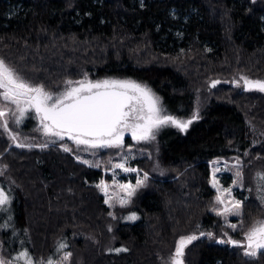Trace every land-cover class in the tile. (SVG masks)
<instances>
[{
    "label": "trees",
    "instance_id": "obj_1",
    "mask_svg": "<svg viewBox=\"0 0 264 264\" xmlns=\"http://www.w3.org/2000/svg\"><path fill=\"white\" fill-rule=\"evenodd\" d=\"M0 58L49 92L84 77L133 78L170 115L199 113L187 131L169 125L143 144L150 156L131 164L148 178L127 206L114 208L98 187L110 179L102 168L59 144L17 147L0 128L1 181L12 197L1 235L8 258L170 264L179 239L196 235L184 264H264V253L249 257L218 242L233 232L212 212L210 171L214 158L241 157L240 231L264 214V92L233 83L241 75L264 80V0H0ZM215 80L222 82L212 88ZM32 122L24 136H33ZM130 213L137 219L125 220Z\"/></svg>",
    "mask_w": 264,
    "mask_h": 264
},
{
    "label": "snow or ice",
    "instance_id": "obj_2",
    "mask_svg": "<svg viewBox=\"0 0 264 264\" xmlns=\"http://www.w3.org/2000/svg\"><path fill=\"white\" fill-rule=\"evenodd\" d=\"M246 90L257 89L264 92V81H251L241 77ZM214 82L213 86H215ZM66 88L58 94L45 90L43 85H34L25 79L16 69L9 66L4 60H0V99L15 105V111L9 109L14 123L19 124L30 110H34L39 118L43 131L47 135L58 137L63 140L67 137L77 146L87 148H119L124 143L125 133L131 134L137 141L155 140L156 132L164 125H173L181 131H187L193 121L199 119V113H193L188 120H178L167 114H162L163 109L160 97H158L146 84L133 80L104 79L92 81L87 79L78 81H66ZM237 87H240L237 84ZM9 112L0 110V128L9 131ZM12 140L17 136L9 133ZM55 143V141H53ZM17 147H34L35 145L17 143ZM47 147V144L40 145ZM64 151H71L67 146ZM83 163L88 164L85 160ZM91 166V165H90ZM99 166V165H96ZM124 171H136V169L125 167V163L115 165ZM218 171V169H217ZM239 174V173H238ZM147 174L142 180H137L136 185H121L127 193L128 199H121L120 204L124 206L130 203V197L136 190L144 186ZM259 179L264 181V175ZM216 186L215 180L213 187ZM100 187V185H98ZM105 193L107 186H103ZM231 192L230 189H225ZM107 194V193H106ZM264 199V195L261 196ZM217 201L224 204L223 198L218 195ZM10 203V196L0 189V210L2 206ZM105 203H108L106 200ZM240 201H234L232 207H225L223 211H217V215L226 212L240 214ZM129 220L137 219L135 213L128 217ZM235 229L236 225H230ZM200 235H205L201 232ZM212 237V233H207ZM225 235H227L225 233ZM199 237L190 235L181 237L177 242L175 253L170 264H184L183 256L185 248ZM244 243L229 237L227 240H219V243H229L244 248V255L256 257L258 253H264V220L254 222L244 234ZM63 247V245H61ZM126 249H117L124 251ZM66 254L64 259L70 257ZM25 259L26 264H32L27 252H22L16 258ZM0 264H9L0 258ZM48 264H52L49 260Z\"/></svg>",
    "mask_w": 264,
    "mask_h": 264
},
{
    "label": "rangeland",
    "instance_id": "obj_3",
    "mask_svg": "<svg viewBox=\"0 0 264 264\" xmlns=\"http://www.w3.org/2000/svg\"><path fill=\"white\" fill-rule=\"evenodd\" d=\"M171 15L174 18H179L180 13L173 11ZM186 18V17H185ZM0 60H2L0 58ZM241 77H245L248 80L256 81L258 79H252L248 78L244 75L240 76V79H236L233 83L235 85L239 84L240 86H244V81L241 79ZM84 78L73 80H83ZM92 81L97 80H104V79H121V80H133L141 84H146L144 82H141L139 80L133 79V78H122V77H104V78H87ZM219 83L222 81L217 80ZM215 81V82H217ZM264 81V80H260ZM214 84V81H213ZM218 84V83H215ZM147 85V84H146ZM66 84L64 89L66 88ZM149 88H151L149 85H147ZM63 89V90H64ZM62 90V91H63ZM151 90L160 97L152 88ZM47 91V90H46ZM61 92V91H60ZM53 93V92H51ZM59 92L53 93L58 94ZM161 103L162 99L160 97ZM163 106V104H162ZM9 109L12 111H15V105L11 104L10 102L3 101L0 99V110H4L6 112H9ZM164 109V107H163ZM165 110V109H164ZM162 114L170 115L166 110ZM172 116V115H171ZM178 120H188V119H181L176 116H173ZM9 122V131H7L8 135L9 133L16 135L17 140H12L16 143H25V144H31V145H42V144H59L62 147L67 146L71 149V152H73L79 160L82 162L87 160L89 163L87 165H91L96 168H102L105 174L110 175V179H102L99 181L98 185H100V190L105 198V201L107 200L108 203H106L111 208H114L115 206H121L120 200L121 199H128L127 193L124 189H122L121 185H136L137 180H142L144 178V171L133 168L131 164V160L134 157H144V156H150L151 152L149 149H145V146L143 144H147L148 142L152 140H141L137 141L134 140L130 133L126 132L124 136V143L119 148H87L86 146H77L74 144L73 141L69 140L67 137H65L63 140H60L58 137L47 135L43 131V127L40 124L39 118L36 116V113L34 110H30L28 113L25 114V117L22 119V122L19 124L14 123L13 118L11 116V112H9L8 117H6ZM32 119V129L30 132L33 133V136L23 135L22 132L25 130H21L24 126V122H27L28 119ZM171 125V124H169ZM169 125L162 126L157 132L156 136L159 133V131L165 130ZM36 132V133H34ZM10 136V135H9ZM11 138V136H10ZM55 141V143H53ZM131 143V144H130ZM119 163H125V167L136 169V171H124L123 169L116 168L115 165ZM99 165V166H96ZM218 169V171H217ZM210 171H211V184L213 187V181L215 180L216 186L213 187L216 191V197L220 195L223 200L224 204H221L217 201L215 197V204L212 207V212L217 214V211H223L224 208L227 206L229 208L232 207V204L234 201H240L241 207H240V214L235 215L231 212H226L222 216L225 224L229 227V229L235 234V236L231 233H226L227 235H223L222 239L227 240L229 237H231L234 240L240 241L241 243H244V234L245 232L251 227L254 222L259 220H264V214L258 218H256L245 230H242V222H241V214H242V201L245 195L242 194L240 191H245L247 187V183L245 180V172H244V163L239 156H233L230 158H223V157H217L210 161ZM4 172V167L0 163V189H2L6 194L10 196V203L2 206V210H0V258H3L5 261L9 262V264H23L16 258H8L5 254V249L3 247V239L1 237L2 234L5 233V229L8 226L9 219L11 218V209H12V197L10 193L6 190L4 187L1 179ZM239 173V174H238ZM258 178L256 179V183H258ZM106 185V193L103 188V186ZM246 186V187H245ZM139 189V188H138ZM225 189H230L231 192L224 191ZM263 186L260 184L259 191L263 190ZM264 193V192H263ZM247 196V195H246ZM243 197V198H242ZM132 196L130 197L131 200ZM129 204V203H128ZM128 204L124 205L127 206ZM133 213L127 214L124 219L128 221H134L129 220L128 217L132 215ZM136 214V213H135ZM137 217V214H136ZM136 220V219H135ZM230 225H236L235 229H233ZM1 245L3 248V252L1 249ZM243 251L244 248H243ZM16 259V260H12ZM23 262H26L24 259ZM26 264V263H25Z\"/></svg>",
    "mask_w": 264,
    "mask_h": 264
},
{
    "label": "water",
    "instance_id": "obj_4",
    "mask_svg": "<svg viewBox=\"0 0 264 264\" xmlns=\"http://www.w3.org/2000/svg\"><path fill=\"white\" fill-rule=\"evenodd\" d=\"M215 81H217V80H215ZM215 81H214V82H215ZM216 85H217V84H215V86H213V82H211V87H212V88L216 87ZM244 88H245V87H244ZM249 90H251V89H249Z\"/></svg>",
    "mask_w": 264,
    "mask_h": 264
}]
</instances>
